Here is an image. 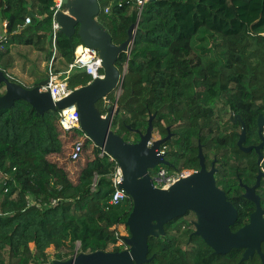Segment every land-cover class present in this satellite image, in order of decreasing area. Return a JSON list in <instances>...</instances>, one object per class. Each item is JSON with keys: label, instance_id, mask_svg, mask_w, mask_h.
Masks as SVG:
<instances>
[{"label": "trees", "instance_id": "trees-1", "mask_svg": "<svg viewBox=\"0 0 264 264\" xmlns=\"http://www.w3.org/2000/svg\"><path fill=\"white\" fill-rule=\"evenodd\" d=\"M135 1L99 0L102 7L99 22L110 32L115 44L128 37ZM202 3L239 19L238 28L230 31L213 27L208 21H196L193 14ZM55 5L56 0H2V19L7 25L0 41V69L10 80L18 82L19 75L15 78L11 73L21 61L22 66L32 61L37 67V72L30 76L36 79L33 86L44 78L43 73L63 72L56 62L64 71L73 62L76 46L83 43L77 33L69 38L59 32L56 47L52 40L48 42ZM108 5L110 10L106 13ZM29 10L35 16L26 24ZM116 65L121 72L124 68L126 71L112 129L127 141H138L136 129L146 132L152 114L154 128L163 136L165 121L178 123L184 116L195 121V116H200L206 124L213 114L211 100H262L264 0H150L139 16L129 58L121 53ZM90 79L84 70L77 69L68 81L75 89L87 85ZM3 92L4 84L0 83V94ZM116 99L113 96L112 104ZM20 103L53 128L62 146L63 136L72 143L83 133L80 129L63 130L58 110L42 116L24 100H17L10 109H0V264L66 260L75 255L77 241L79 252L84 253L124 249L119 244L117 225H124L129 233L126 221L133 202L129 199L119 205L110 203L115 162L100 156V147L91 140L84 143L83 157L76 161L80 165L75 171L59 158H50V153L42 148L19 147V133L15 135L12 123ZM97 106L105 115L104 99ZM236 107L234 103L232 108ZM33 115L26 121L34 119ZM161 168L166 166L159 165L150 173ZM172 223L165 225L164 235L149 237L152 259L146 264H212L207 251L189 252L182 248L188 235ZM231 254L234 264H239L240 251L234 249ZM240 264L254 263L249 260Z\"/></svg>", "mask_w": 264, "mask_h": 264}, {"label": "water", "instance_id": "water-1", "mask_svg": "<svg viewBox=\"0 0 264 264\" xmlns=\"http://www.w3.org/2000/svg\"><path fill=\"white\" fill-rule=\"evenodd\" d=\"M100 13L99 0H62V9L56 13V21L60 25L61 34L72 38L77 33L85 45L98 50L102 58L103 78H96L87 85L73 89L67 97L54 101L49 91L41 90L49 84L50 73H44V78L33 87H25L20 82L10 80L8 74L0 69V83L4 84V92L0 94V109H10L17 100H24L44 116L47 111L76 105L80 112L82 131L95 145L104 148L116 159L123 173L120 187L130 195L133 202L126 221L129 229V236L125 237L127 248L109 252H79L66 260L52 259L45 264H146L152 259L149 257L150 236L164 235L165 225L189 209L199 215L200 210L213 213L219 204V196L223 194L217 189L212 172H205V167L166 189L155 185L150 170L169 163L161 152L166 138L153 140L154 114L149 117L146 132L136 129L139 133L138 141H127L112 129L118 106L115 108V104H108L107 112L103 115L97 103L121 88L125 71L121 72L116 62L123 52L128 58L130 56L140 13L138 10L133 12L128 37L119 45L113 42L110 32L99 22ZM29 15L35 16V13L29 10ZM51 38L52 34H49L48 40ZM259 123H264V117L260 116ZM245 136L244 129L239 140L240 146ZM196 233L200 234V231ZM203 237L215 248L216 253L245 248L242 260L253 257L257 252L264 264L261 249L264 218L259 212L254 213L250 223L242 229L230 232L223 245L220 244V235L204 234Z\"/></svg>", "mask_w": 264, "mask_h": 264}, {"label": "flooded vegetation", "instance_id": "flooded-vegetation-1", "mask_svg": "<svg viewBox=\"0 0 264 264\" xmlns=\"http://www.w3.org/2000/svg\"><path fill=\"white\" fill-rule=\"evenodd\" d=\"M209 102L213 114L206 124L200 116H195V121L188 116L178 123L165 121L163 136L153 138H166L161 151L169 163L165 165L168 171L191 164L187 167L192 170L190 177L205 167L204 171L212 172L217 189L223 193L213 213L200 210V216L189 209L171 220L172 225L180 226L181 233L188 235L182 245L185 251L205 250L212 264H234L231 254L234 249L240 251L239 264L249 260L262 264L257 252L242 260L245 248L216 253L203 235H220L223 245L230 232L235 233L250 223L254 213L259 212L264 218V123H259L260 116L264 117V99L235 102L217 98ZM234 103L236 109L232 108ZM244 129L246 136L240 146ZM198 230L200 234L196 233ZM261 249L264 253V241Z\"/></svg>", "mask_w": 264, "mask_h": 264}, {"label": "built area", "instance_id": "built-area-1", "mask_svg": "<svg viewBox=\"0 0 264 264\" xmlns=\"http://www.w3.org/2000/svg\"><path fill=\"white\" fill-rule=\"evenodd\" d=\"M121 1V0H120ZM150 0H136L135 6L138 12L142 13L145 5ZM101 5V4H100ZM53 11V22H52V43L54 47L57 44L58 33L60 29V25L56 21V13L62 9V0H56V5L52 8ZM110 10V6L105 7V12L108 13ZM102 11V7H101ZM32 22L31 16H27L25 23L30 24ZM4 37V35L0 36V41ZM84 70L88 75L91 76V79L88 83L92 82L96 78H103L104 77V70L102 65V58L99 55L97 49L85 45L84 43L79 44L76 46L74 50V59L73 62L69 65V68L60 73H52L50 71L51 79L48 85L43 86L41 90L49 91L54 101H59L65 97H67L71 91L73 90L69 85V77L74 70ZM120 96V92L117 95V99L115 104V108L117 107V100ZM104 102L106 105L112 104L111 100L108 99L106 96ZM59 124L61 128L65 131H73L77 129H81L80 124V112L76 105H74L73 109L69 107L59 109ZM83 133L80 136H77L75 140L71 143V151L69 153V159L72 162H76L83 157V145L87 140H90L89 136L82 131ZM162 152V151H161ZM100 156H106L111 162H115L116 167L111 175V181L114 187L113 196L110 200L112 205H119L125 201L131 199L130 195L120 187V183L123 180V173L122 170L117 163L116 159L109 154L104 148H100L99 152ZM192 170L190 168H181L179 170H171L168 171L166 168H161L151 174L152 179L156 186L166 189L175 182L180 179L186 178L190 175ZM96 186V183H93V187ZM28 200L34 204V200L32 198H28ZM54 204L56 200L52 201ZM119 230L116 232L119 239V244L123 247L127 248L125 237L123 231L125 230L124 225H117ZM80 242H76V250L75 255L79 253Z\"/></svg>", "mask_w": 264, "mask_h": 264}, {"label": "rangeland", "instance_id": "rangeland-1", "mask_svg": "<svg viewBox=\"0 0 264 264\" xmlns=\"http://www.w3.org/2000/svg\"><path fill=\"white\" fill-rule=\"evenodd\" d=\"M193 15L198 22L204 23L205 21H208L213 27L219 26L221 28H227L230 31L237 29L240 21L237 18H230L223 15L216 9L212 8L209 3H202L197 7ZM56 66L64 72L65 68L61 67L59 62H56ZM42 68L45 69L46 66ZM124 71H126V68H124ZM22 72L24 73V77L27 78L32 76L33 72H37V67L34 62L30 61L22 66ZM26 82L25 80H21L20 83L27 85ZM119 92L121 95L122 85L121 88L115 90L113 96L117 97ZM113 96H109L108 99L112 100ZM21 104L22 103L18 104L15 110V114H13L12 123L15 135H18L19 133L18 146L22 147L23 149L33 147L42 148L50 153V158H52L53 160L59 158L58 160H60L61 162L67 163L66 165L70 170L72 169L73 171H75L77 166L80 165V162L74 163L69 159V153L71 151V140L63 136L65 145L62 146V144L58 141L53 128L50 125L45 124L44 121H41L38 115L33 110H28V108L23 107V105ZM31 113L34 114L32 117L34 119L26 121V118L29 119L31 117ZM24 120L26 122L23 124L22 121ZM154 136H159L156 130H154ZM66 137H69V134H66ZM123 234L124 236H129V233L126 230L123 231Z\"/></svg>", "mask_w": 264, "mask_h": 264}, {"label": "crops", "instance_id": "crops-1", "mask_svg": "<svg viewBox=\"0 0 264 264\" xmlns=\"http://www.w3.org/2000/svg\"><path fill=\"white\" fill-rule=\"evenodd\" d=\"M1 4H2V0H0V6H1ZM6 25H7V22L2 19L1 8H0V36L1 35H5V33H6ZM48 42H50V41L48 40ZM18 66H19V68H18ZM18 66H17V70H14L11 74L14 77L19 75V77L17 79L18 82H21V80H25V82L28 81V82H26L27 84H31L33 86V84L35 83L36 79L34 77H27V78L24 77V74H22L21 70H20V67L22 66V61L18 63ZM45 66H46V63L43 62L42 63V67H45Z\"/></svg>", "mask_w": 264, "mask_h": 264}, {"label": "bare ground", "instance_id": "bare-ground-1", "mask_svg": "<svg viewBox=\"0 0 264 264\" xmlns=\"http://www.w3.org/2000/svg\"><path fill=\"white\" fill-rule=\"evenodd\" d=\"M69 108H70V109H73V108H74V106H70Z\"/></svg>", "mask_w": 264, "mask_h": 264}]
</instances>
